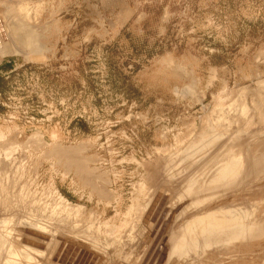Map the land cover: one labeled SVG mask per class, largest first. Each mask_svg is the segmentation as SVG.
Listing matches in <instances>:
<instances>
[{
	"label": "rangeland",
	"instance_id": "1",
	"mask_svg": "<svg viewBox=\"0 0 264 264\" xmlns=\"http://www.w3.org/2000/svg\"><path fill=\"white\" fill-rule=\"evenodd\" d=\"M5 3L18 37L0 31V68L14 64L0 95V264H71L64 238L100 246L95 264H139L166 209L165 254L237 210L264 229V0ZM229 151L238 171L211 183L206 163ZM251 245L239 263L264 264V235ZM11 246L33 249L17 261ZM226 246L212 240L207 264H231Z\"/></svg>",
	"mask_w": 264,
	"mask_h": 264
},
{
	"label": "bare ground",
	"instance_id": "2",
	"mask_svg": "<svg viewBox=\"0 0 264 264\" xmlns=\"http://www.w3.org/2000/svg\"><path fill=\"white\" fill-rule=\"evenodd\" d=\"M15 42H17V41H15ZM221 150V149H220ZM202 151V150H201ZM220 153V152H219ZM253 153V152H252ZM230 156H232V152L231 151H229V155H227L226 157H223V155L222 154H219V155H216L214 158H212V159H210L209 161H208V163H206V165L205 164H203V165H205L206 167H205V169H208V168H216L215 169V172L214 171H212V172H214V174L212 175V177H210V182L211 183H220V185H223L224 183H226V181H227V179L228 178H230L231 176H230V174H232V173H234L235 171H236V169H237V167H234V166H227L224 162H227V157H230ZM216 170H218L217 172H216ZM237 171H238V169H237ZM247 173V172H246ZM206 174L208 175L209 173H205V176H206ZM249 174V173H248ZM244 175H245V173H244ZM244 175H243V177H244ZM251 175V174H250ZM211 176V175H210ZM201 181V180H200ZM205 182V181H204ZM257 184V183H256ZM168 184H165V186H167ZM165 186H164V188H165ZM167 188V187H166ZM165 188V189H166ZM167 190V189H166ZM242 190H243V188H242ZM175 192V191H174ZM239 192V191H238ZM175 193H177V192H175ZM257 193V192H256ZM174 197V194H170L169 196H168V198H170V199H172ZM242 197V196H241ZM248 197V196H247ZM238 198V197H237ZM257 199V198H256ZM254 200V199H253ZM168 201H169V199H168ZM237 201V200H236ZM255 201V200H254ZM256 202V201H255ZM257 204V203H256ZM253 205V204H252ZM244 208V207H243ZM240 209H242V208H240ZM254 209V208H253ZM252 209V210H253ZM245 211H247V210H245ZM244 211V214L246 213ZM232 213V212H231ZM249 213V212H248ZM257 213V212H256ZM255 213V214H256ZM244 214H242L241 212H240V210L238 211H236L235 213H234V215L233 214H231L230 216H225V217H223L222 218V222L220 223L219 222V224H217V221H219L218 219H217V221L215 220V219H211V220H205L206 222H204V220H203V222H201L202 223V226L199 224V226H201V227H199L200 229L196 232V233H194V234H191V236L190 237H188V234L186 233V231L185 230H182L179 234H176L173 238H172V240H171V243H170V250H169V252H168V254H165V248H167L166 247V245H165V241H166V238H165V235H163V237L161 238V240H160V243H159V245H158V243H157V245H156V247L157 248H155V249H153L152 250V252H154L152 255H151V257L149 256V260L147 261V260H145V258H146V256H147V254H148V252H149V250H151L153 247L152 246H155L154 245V243H156L155 241H156V239L157 238H159L158 237V235H159V233H160V229H159V231L156 233V235L154 236V237H152V239H151V242H150V244H149V246H148V248H147V250H146V252H145V254H144V256H143V258L141 259V262L139 263V264H143L144 263V260L145 261H147V263H145V264H168V262L170 261V259H171V257L174 255V254H177V255H179L180 257H182V256H187V257H189V259H190V261H191V264H207V262L206 261H209L208 259H209V257H210V255H211V252L212 251H210L208 248H207V246H209V243L213 240L214 241V239L217 241V242H219V243H222L223 245H225V244H230V246H226L227 248H225L222 252H221V254L223 255V256H226V258H228L230 261H231V264H240L239 262H241V261H244L245 260V258L247 257V256H249V255H251L254 251L251 249V247H252V245L254 246V244L256 243V242H254V244H252L251 245V243L253 242V241H257V240H259V239H261L262 237H263V235H264V229H263V227H262V225H259V223L258 222H256L257 220H256V217H255V220L256 221H251V220H249L248 218H246L247 216H244ZM255 214H253V215H255ZM248 215H251L250 213L248 214ZM252 217V216H251ZM253 217V218H254ZM259 219V218H258ZM213 220H215V221H213ZM254 220V219H253ZM212 221H213V223H212ZM260 221V220H259ZM216 223V224H215ZM213 224H215V225H213ZM163 225V224H162ZM161 225V226H162ZM166 231H167V229H166ZM42 232V231H41ZM40 232V236H41V234H43V233H45V232H43V233H41ZM36 233V232H35ZM38 233V232H37ZM27 234V233H26ZM39 234V233H38ZM49 234V233H48ZM68 235V234H67ZM66 235V236H67ZM27 236V235H26ZM31 236V235H30ZM33 236V235H32ZM35 236V235H34ZM47 236V235H46ZM49 236V235H48ZM58 236H59V234H58ZM72 236V235H71ZM160 236V235H159ZM28 237V236H27ZM26 237V238H27ZM51 237V236H50ZM86 237V236H85ZM23 238V237H22ZM31 238V237H30ZM33 238H35L36 239V237H33ZM41 238V237H40ZM52 238V237H51ZM71 238V237H70ZM87 238V237H86ZM89 238V237H88ZM168 238V237H167ZM28 239V238H27ZM39 239V238H38ZM42 239V238H41ZM55 239H57V237L55 238ZM30 240V239H29ZM42 240H44V239H42ZM41 240V241H42ZM54 240V239H53ZM90 240V239H89ZM24 241V240H23ZM38 241H40V240H38ZM52 240H50V242H51ZM56 241V240H55ZM71 241V240H70ZM6 243H7V241H5ZM31 242V241H30ZM36 241H34L33 243H35ZM48 242V241H47ZM82 242H85V240L83 241L82 240ZM87 242V241H86ZM259 242V241H258ZM37 243V242H36ZM35 243V244H36ZM52 243V242H51ZM51 243H49L48 242V244H51ZM89 243V242H88ZM92 243V242H91ZM90 243V244H91ZM25 244V243H24ZM43 244V243H42ZM47 244V243H46ZM53 244H55L54 242H53ZM66 244V243H65ZM79 244V243H78ZM258 244V243H257ZM256 244V245H257ZM33 245V244H32ZM62 245V244H61ZM69 244H67L66 246H68ZM76 245V244H75ZM84 245H86L85 243H84ZM83 245V246H84ZM204 245V246H203ZM5 246V245H4ZM35 246L36 245H34V249H35ZM43 246V245H42ZM46 246H48V245H46ZM51 246H52V244H51ZM55 246V245H54ZM57 246H59L60 247V249H58V251L57 252H62V250H63V252H67L66 251V248L67 247H63V249L61 250V246L60 245H57ZM71 246V247H70ZM74 246V245H73ZM72 245H69V248L68 249H70V251L71 252H73L74 251V249H75V246L73 247ZM79 246V245H78ZM77 246V247H78ZM81 246V245H80ZM87 246V245H86ZM85 246V247H86ZM13 246H11V250H9V255H11L12 256V258H10V259H12V260H17V259H14L15 258V256H17V257H21V255H25V254H27V253H25L26 251H29V250H32L33 248V246L32 247H28V246H22L21 247V254H20V252L18 251H16L17 253H15L14 254V252L12 251V248ZM43 247H45V245L43 246ZM50 247V246H49ZM59 247H57V248H59ZM91 247H92V245H91ZM36 248H38V247H36ZM39 248H40V246H39ZM47 248V247H46ZM52 248H54V247H52ZM64 248H65V251H64ZM81 248V247H80ZM84 248V247H83ZM83 248H81V250L83 249ZM93 248H94V250L95 251H98V250H100L101 252L103 251V250H101L102 248H100V246L98 247V245H93ZM93 248L91 249V250H93ZM98 248H100V249H98ZM41 249V248H40ZM43 249H45V248H43ZM86 249V248H85ZM89 249V250H90ZM6 250V249H5ZM38 250V249H37ZM42 250V249H41ZM91 250H90V252H91ZM155 250V251H154ZM34 251H36V250H33V252ZM43 251V250H42ZM46 251H48V250H46ZM56 251V250H55ZM69 251V252H70ZM95 251L94 252H91L92 253V255H93V253H95ZM105 251V250H104ZM260 251V250H259ZM52 252V251H51ZM68 252V253H69ZM70 252V253H71ZM99 252V251H98ZM255 252H257V251H255ZM7 253V252H6ZM30 253H31V251H30ZM43 253H45V252H43ZM103 253V252H102ZM32 255H33V253H31ZM54 254V253H53ZM56 254H58V253H55V255ZM63 255H64V253H62ZM96 254H97V252H96ZM105 254V253H104ZM109 254V253H108ZM7 255H8V253H7ZM15 255V256H14ZM32 255H30V256H32ZM48 256L50 255V254H47ZM60 255H61V253H60ZM59 255V256H60ZM66 255V254H65ZM65 255H64V257L61 255L60 257L61 258H63V261L66 259L65 258ZM68 256H66V257H69L71 254H67ZM99 255V254H98ZM162 255L164 256V259H163V257H162ZM10 256V257H11ZM39 256V255H38ZM57 256V255H56ZM59 256H57V257H59ZM9 257V256H8ZM33 257V256H32ZM45 257H47V256H45ZM54 257V256H53ZM57 257H55V258H57ZM59 257V258H60ZM93 257H95L94 255H93ZM100 256H98V258H99ZM101 257H102V255H101ZM22 258L23 259H25L24 258V256H22ZM29 258V257H28ZM34 258H35V256H34ZM37 258V257H36ZM35 258V259H36ZM44 258V257H43ZM65 258V259H64ZM96 258V260H97V257H95ZM38 259V258H37ZM39 259H40V257H39ZM41 259H42V257H41ZM47 259V258H46ZM147 259H148V257H147ZM162 259H163V261H162ZM29 261H30V258L28 259ZM27 260V261H28ZM49 260V259H48ZM51 260V259H50ZM61 260V262H62V259H60ZM67 260H68V258H67ZM100 260H101V258H100ZM102 260H105V258L104 259H102ZM17 261H19V259L17 260ZM53 261V260H52ZM69 261V260H68ZM138 261H139V259H138ZM20 262H22V261H20ZM24 262V261H23ZM34 262V261H33ZM35 262H36V260H35ZM38 262H39V260H38ZM46 262H48V261H46ZM107 262H109V263H112V262H110V261H107ZM37 263V262H36ZM55 262H53L52 264H54ZM63 263V262H62ZM64 263H66V261L64 262ZM71 263V262H70ZM95 263H96V261H95ZM94 263V264H95ZM100 263V262H99ZM101 263H103V261H101ZM30 264H33V263H30ZM38 264V263H37ZM48 264H49V262H48ZM68 264V263H67ZM103 264H106V262H104ZM108 264V263H107ZM136 264H138L137 262H136ZM243 264V263H242Z\"/></svg>",
	"mask_w": 264,
	"mask_h": 264
},
{
	"label": "water",
	"instance_id": "3",
	"mask_svg": "<svg viewBox=\"0 0 264 264\" xmlns=\"http://www.w3.org/2000/svg\"><path fill=\"white\" fill-rule=\"evenodd\" d=\"M161 199H163L162 200V202L164 201V200H166L167 199V196L165 195V196H162V193H158L157 194V196H156V201H155V203L153 204V207H151V209H149V211L147 212V215H146V217H145V219H144V222L146 223V219H148V217H150L151 215H152V213H153V211H154V207L156 206V202H158L159 200H161ZM162 205L160 204L159 205V207H161ZM167 212H168V209H166L165 211H164V213L161 215V218L159 219V221L157 222V226H156V229L151 233V237H154L155 235H156V233L159 231V229L161 228V225H162V223H163V218H164V215L165 214H167ZM160 214V210H159V212H158V210H157V212L154 214V218H156L157 219V217H158V215ZM166 226H167V223H165L164 224V226H163V230L161 231V233H160V236L162 235V233L164 232V230H165V228H166ZM64 240L66 241V242H68V240H67V238H64ZM65 242V243H66ZM65 243H62V245H61V250L63 249V247H65ZM158 243V239L156 240V243L154 244L155 246H156V244ZM70 245V244H69ZM69 245L67 246V248H66V251H67V249L69 248ZM155 246H154V248H155ZM74 247V246H73ZM153 248V249H154ZM152 249V250H153ZM152 252V251H151ZM64 254H66V253H64ZM72 255H71V258H70V261L69 262H71V264H94V262H95V260H96V256L95 257H93V255H92V253L91 252H89V251H87V250H85V248L83 249V250H81L80 248H75L74 249V251L71 253Z\"/></svg>",
	"mask_w": 264,
	"mask_h": 264
},
{
	"label": "crops",
	"instance_id": "4",
	"mask_svg": "<svg viewBox=\"0 0 264 264\" xmlns=\"http://www.w3.org/2000/svg\"><path fill=\"white\" fill-rule=\"evenodd\" d=\"M7 0H2L1 2H0V6H2V5H4V6H6V2ZM13 11V10H12ZM4 11L3 10H1V8H0V31H2L6 36H9V38L12 36V35H14L15 37H18V31L14 28V30H13V28H11L8 24H7V22H6V20H5V17H4V13H3ZM14 13H16L15 11H13ZM10 51H12L13 52V50H10ZM12 52H10V53H12ZM5 56V55H4ZM3 56V57H4ZM2 57V58H3Z\"/></svg>",
	"mask_w": 264,
	"mask_h": 264
},
{
	"label": "trees",
	"instance_id": "5",
	"mask_svg": "<svg viewBox=\"0 0 264 264\" xmlns=\"http://www.w3.org/2000/svg\"><path fill=\"white\" fill-rule=\"evenodd\" d=\"M13 68H14V64L11 61L9 63H4L0 68V95L4 94L6 90V86L8 84V81L5 79L2 73L10 72L11 70H13ZM0 110H1V106H0ZM83 128H85V131H89V128L86 124L83 126Z\"/></svg>",
	"mask_w": 264,
	"mask_h": 264
}]
</instances>
